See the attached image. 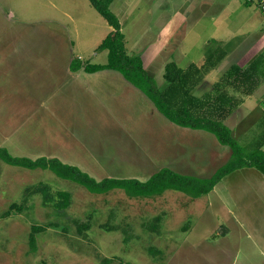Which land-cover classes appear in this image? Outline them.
Here are the masks:
<instances>
[{"label":"rangeland","instance_id":"rangeland-1","mask_svg":"<svg viewBox=\"0 0 264 264\" xmlns=\"http://www.w3.org/2000/svg\"><path fill=\"white\" fill-rule=\"evenodd\" d=\"M169 1L131 0L125 6L124 0H114L111 5V11L121 22L128 54L142 57L148 73L161 90L168 86L163 77L165 66L172 61L182 62L186 53L181 52H187L189 62L196 59L201 50V42L196 43V40L214 21H217L218 37L220 30L228 27L223 28L220 22L233 27L229 31L243 30L239 35L241 48L238 53L232 55L236 41L223 44L231 53L213 72L207 73L210 77L205 76L204 80L209 83H204L210 84L208 89L233 64L245 65L251 56L264 51V14L256 5L234 0L236 3L228 6V0H211L207 9L202 10L207 0ZM175 5L178 8L174 10ZM196 7L202 11L203 22L193 27ZM178 16L187 18L180 33L184 39L180 35L176 37L183 42L169 48L178 49L176 56L169 57L167 51H161L169 39L164 32ZM109 29V24L92 7L90 0H0V110L3 107L11 110L7 119L16 117L13 121H17L18 117L20 120L35 113L41 106L38 100H45L55 87L65 84L67 69L58 46L63 47V52L68 51L69 59L76 58L84 64H106L108 53L98 51V47L108 36ZM210 46L212 42L207 49ZM13 53H16L15 58L7 57ZM116 74L129 85L121 73ZM205 84L200 92L207 87ZM137 90L140 98L122 104L113 102V115L94 106L93 96L89 95L90 108L87 109L86 102H81L83 108L70 114L65 126L49 119L50 128L61 134L63 140L68 134L74 143V152H106L111 159L130 152L131 145L127 143L132 141L127 138L126 131L178 133L179 129L171 127L172 122L157 110L160 116L144 114L149 104L155 106ZM230 93L236 91L230 90ZM102 102L111 104V99L104 98ZM130 114H143L146 119L135 124L128 120ZM261 115L263 112H256L241 124L240 115L235 113L226 121L247 153L264 141ZM4 117L0 112L1 128ZM42 119V115L38 116L36 122L41 123ZM28 125L29 122L22 123L21 130L24 132ZM135 125L141 129L134 130ZM42 126L47 130L46 121ZM202 132L182 136L186 147L190 146L205 157L194 170H184V174L180 170L179 174L210 179L228 163L230 158L225 160V156L216 160L215 148L229 153L231 149L220 144L213 134ZM73 136L75 138H71ZM148 141L156 140L149 138ZM133 143L134 157L138 159L136 155L141 154L142 147ZM149 153L160 159L158 154ZM119 166L129 167L130 164L123 162ZM135 171L136 168H113L96 177L106 179L108 174L124 177L116 179H138L131 178L137 176L147 180L150 177L139 176L140 172L138 175ZM40 183L49 185L53 194L71 193V206L57 211L52 206H44L40 195L26 191ZM13 204H18L19 209L4 218L3 214ZM156 218L161 221L154 228ZM82 224L90 227L80 233ZM34 226H43L46 230L37 234V251L32 252L29 238ZM0 264H264V176L255 169L239 170L200 198L174 190L135 198L124 190L93 194L49 170H29L0 160Z\"/></svg>","mask_w":264,"mask_h":264},{"label":"trees","instance_id":"trees-1","mask_svg":"<svg viewBox=\"0 0 264 264\" xmlns=\"http://www.w3.org/2000/svg\"><path fill=\"white\" fill-rule=\"evenodd\" d=\"M114 0H90L92 7L107 21L113 31L103 40L98 51H107L106 64H84L74 60L72 72L85 69L87 73H97L112 70L121 73L133 86L141 90L154 104L156 109L170 122L183 128L202 130L213 134L223 146L232 151L230 161L210 179H200L176 173L170 169H162L148 181L137 179L106 178L97 181L76 166L62 163L58 159L14 157L10 152L0 147V160L8 165L29 170H49L57 177L77 183L89 192L97 195L108 194L114 190H124L130 197H153L168 190L182 192L193 198H200L211 193L214 188L228 175L243 169H256L264 174V141L254 151L247 153L234 138L232 130L226 121L234 115L242 104V100L229 93L228 88L245 96L255 93L264 83V53L258 55L245 66L232 65L221 77L219 82L211 85L201 96L195 92L204 86L205 76L215 70L226 58L227 52L223 45L213 41L205 54V65L199 68L191 64L187 69L179 67L176 61L165 66L164 80L168 84L161 90L156 80L148 73L141 56L128 54L126 37L122 25L111 11ZM205 82V83H204ZM32 195H40L44 206H52L57 211H64L71 206L72 195L67 191L51 192V187L40 183L26 190ZM20 208H22L20 206ZM19 209L13 204L10 210L3 214L9 217L11 212ZM154 228L161 221L155 219ZM89 224H82L79 232L89 229ZM46 230L43 226H34L29 238L30 249L37 251V234Z\"/></svg>","mask_w":264,"mask_h":264},{"label":"crops","instance_id":"crops-1","mask_svg":"<svg viewBox=\"0 0 264 264\" xmlns=\"http://www.w3.org/2000/svg\"><path fill=\"white\" fill-rule=\"evenodd\" d=\"M130 1L131 0H124L123 5L126 6ZM160 1H167L170 3L169 0H160ZM234 2L236 3V1L234 0H228L227 4L229 6L230 3V5L233 6ZM242 2L244 5L246 4L244 3L245 0H242ZM210 3L211 0L204 1L201 9L202 10L203 8L207 9L206 6L209 5ZM130 6L131 4H129V7ZM177 8L175 5L174 10ZM201 9L197 7L194 9L195 13L192 16V18H194L193 20L195 21H193L194 22L193 27L195 26L197 27L199 26V24H201V22H203L202 21L203 17H201L202 14ZM232 10L233 9H231V12ZM233 13H235L234 10ZM179 18H180L179 20L180 23L179 25H177L176 21ZM186 20L187 18H185V16H181V17L178 16V18L174 19L172 22L169 23L170 25L166 27L167 31L164 32V35L169 39L161 51L163 50L167 51L169 57L176 56V52L178 50V49L176 50L169 48L174 47L176 43L182 44L183 42L181 39L180 40L176 39V37L180 35V33L183 31V27L186 25ZM215 22L217 21H214L210 25H208L206 27V30L204 31V34L202 33L203 35L201 37H198V39L196 40V43L201 42L200 55H198L196 59H192L189 62L187 61L188 60L187 52H181L183 54L186 53V56H184L182 62L178 63L180 68L187 69L191 64H195L199 68L204 66L205 65V61H203L204 55L208 50L207 49L208 44L213 41L222 43V45L224 43L225 44L227 43L228 45L232 41H236V46L233 47L234 52L232 55L238 53V51L241 48V46H239V43L241 42V40H239L240 39L239 35L243 29H241L240 31L238 30L229 31V30H233V27H230L228 23L225 24L223 22H220L222 23L223 28L225 27V25H227L228 27L225 30L223 29L222 32L220 30L219 33L220 37H218L216 36L217 30H216ZM109 31L110 34L113 31V28L110 27ZM180 37L184 39V37H182L181 35ZM172 39L173 41H170ZM261 39L259 40V42L261 41ZM224 46L225 45H223V47ZM227 47L225 46L224 48L228 56L230 55L231 50L229 47L228 48ZM62 48H63L62 46L61 47L58 46L59 51L64 56V67L67 69V75H68L67 81L65 82L64 85L60 87H55L54 90L51 91V95L47 97L45 100H41V101L38 100L37 103L41 106L35 113L26 115L24 118H21L20 120L19 117L17 121H13L16 120V117H13L12 120L7 119L6 115L7 116L11 115V110L7 109L8 107H3L2 110H0V112L5 114L2 128L0 126L1 148L7 149L11 155L14 156L15 154L14 157H19V158H29L32 160H37L43 157L48 159H58L64 164L76 166L82 171L88 172L89 175H91V177L96 178L98 181L103 180L104 177H96L97 176L96 174H101L100 172L113 170V168L116 169L126 168L127 170L136 168L135 172H137L138 175L140 172L139 176L148 175L150 177H148L147 180H143L141 177H137V176H133L131 178H138L137 180L142 179L143 180V181L141 180L142 182H146L151 178V176L154 175L153 172L158 173L162 169H170L176 173H179L181 170L180 173H182V171L184 170H194V168L198 163L201 164L203 162L205 155L197 153L196 151L192 150L190 146L186 147L181 141V139L183 138L182 136L196 135L198 133H204V132L202 131L197 132L196 130L179 127L171 122H170L171 127L175 129H179L177 130L178 133L172 131L171 133L153 132L148 134L144 131H142L141 133H132L131 131L130 132L126 131L125 133L127 134V138L131 139L132 141L127 143L131 145L130 152L125 155H120L113 159L108 158L106 156V152L101 154H97L95 152H87V153L79 152V151L74 152L73 150L74 143L70 141L68 134L67 137L63 140L61 134L52 131V128H50L49 119L57 122L62 127L65 126V124L68 121L69 115L77 112L79 108L82 107L80 106L81 102L87 103V109L90 108L92 104H95L94 106H97L98 109L103 108L109 111V114L113 115L114 111L111 109L113 108L112 107L113 102L117 104H122L129 100L140 98V93L138 92L137 88H134L135 86L130 85L129 82L128 83L130 86L124 80L119 79L120 75L116 74L117 71L104 70L97 73H87L83 68L80 71L72 72L71 64L74 60H76V58L69 59L68 51L65 50L63 52ZM263 53L264 51H258L256 54L251 56L247 64H249L252 60H254L258 55ZM15 54L16 53L10 54L7 57L15 58ZM79 58L81 59V57ZM197 58L199 59L197 60ZM236 64L240 65L239 63ZM245 65L242 64L241 66H245ZM206 77L208 78L210 76L206 75ZM205 82L209 83L208 80H206ZM205 86L207 87L205 89H202L201 92H200V88H201L200 87L195 92V95L201 96L205 91L208 90V86H210V84H205ZM230 90L235 91L232 88H228L229 93ZM89 95L93 96V103L91 105H89V102L91 101V99L88 98ZM231 95L236 96L237 98L242 100V104L236 112L237 114L240 115L238 117H240L241 124L246 117L253 115L256 112L259 113L263 112L264 114V83H262V85H260L257 88V90L253 95L245 96L238 92ZM104 98H110L111 104H104L102 102V99ZM149 106H150L149 109H144V114L159 115L158 113L159 111L156 109V107L153 108V106H151L150 104ZM41 115L43 118L41 120V123L36 122V118ZM130 115L131 118L130 119L127 118V119L135 124L140 122L142 118H145L142 117L143 114L141 115L130 114ZM260 118L264 119V115H261ZM30 121H32L33 123H31ZM45 121H46L47 130L42 126ZM25 122H29V125L27 129L23 132L21 130V124ZM262 125H263L262 129H263L264 124ZM36 126H39V129H37ZM120 129L123 130V128L121 127ZM133 129L140 130L141 128L135 125ZM167 136H169L170 138H167ZM71 138H75V136ZM149 138L155 139L156 141L149 142L148 141ZM133 142L141 145V147L143 148V149L141 148V154L139 152V154H137L139 156L136 155L138 159L134 157L135 154L132 148V146L134 147ZM260 142L258 143V145L260 144ZM203 143L205 144V141L202 142V144ZM148 150L150 152L158 154L160 159L154 158L152 155H150ZM215 150L216 152L214 154L217 157L216 160H219L223 156H225V160H227L228 158L231 159L232 157V151L231 153H229V151L227 150L223 151L220 148H215ZM206 152H208V150ZM213 152L214 151L212 150V153ZM107 161L110 163L109 165L111 166H109L106 163ZM123 162L129 163L130 166L129 167L119 166V164ZM258 172L264 176L262 172L260 171ZM107 176L108 178L112 177L115 179L124 178L123 176L114 175V174H108Z\"/></svg>","mask_w":264,"mask_h":264},{"label":"built area","instance_id":"built-area-1","mask_svg":"<svg viewBox=\"0 0 264 264\" xmlns=\"http://www.w3.org/2000/svg\"><path fill=\"white\" fill-rule=\"evenodd\" d=\"M250 5H256L264 14V0H245Z\"/></svg>","mask_w":264,"mask_h":264}]
</instances>
